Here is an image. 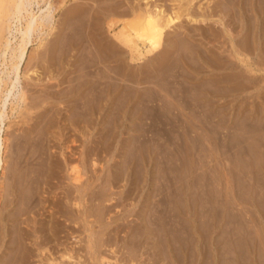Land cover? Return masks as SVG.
<instances>
[{
  "label": "rangeland",
  "instance_id": "374dc122",
  "mask_svg": "<svg viewBox=\"0 0 264 264\" xmlns=\"http://www.w3.org/2000/svg\"><path fill=\"white\" fill-rule=\"evenodd\" d=\"M97 1L52 0L57 8V28L52 32L44 30L43 48L37 49L39 38H35L28 50L32 56L26 61L36 59L33 66H23L22 75L31 69L28 76L37 85L29 93L40 97L34 100L37 107L30 111L24 110L23 105L11 111L9 106L3 125L2 137L7 147L3 170L0 168V255L4 262L0 264H49L51 256L60 261L65 252L74 257L70 259L73 263L62 260L68 264H76V259L80 264H101V256L109 260L104 264H204L205 260L209 264L211 252L216 256L212 264H256L258 260L263 264V246H257V241L251 261L242 240L246 226L251 236L258 239L256 206L264 215V186L260 184L264 146L258 142L264 135V95L260 94L264 93V81L262 74L256 72L258 58L253 54L245 58L254 71L245 72L246 64L228 58L231 49L226 37H221L215 55L207 42L214 19L191 23L183 15L177 20L181 28H176V32L171 29L170 34L188 31L196 44L187 40L179 48L169 41L164 44L167 58L159 55L155 60L129 61L127 53L116 54L110 47L114 43L110 34L129 16H105L99 21L96 14L102 17V10L113 5L119 11L128 10L144 5V1ZM255 1V8L259 9V2L264 0ZM171 2L167 0V6L174 4ZM195 2L201 16L209 15L213 0ZM89 6L91 9L87 10ZM170 6L174 9L170 11H175ZM96 7L102 12L94 13ZM108 22H115L116 26L109 29ZM169 43L174 49H169ZM47 46L56 48L51 56L54 59L47 57ZM46 57L48 63L52 59V65L47 64ZM32 81L29 79L27 84ZM26 82L23 79V86ZM109 84L116 89L114 98L103 92ZM44 89H56L49 92L55 94V99L42 102ZM100 93L104 100L98 104ZM80 151L84 152L80 155ZM73 165L81 171L80 186H93L87 189L89 194L81 207L74 205L79 197L69 176ZM251 188L258 205L253 201L251 206L247 201Z\"/></svg>",
  "mask_w": 264,
  "mask_h": 264
},
{
  "label": "bare ground",
  "instance_id": "6f19581e",
  "mask_svg": "<svg viewBox=\"0 0 264 264\" xmlns=\"http://www.w3.org/2000/svg\"><path fill=\"white\" fill-rule=\"evenodd\" d=\"M92 2H98L97 0H90ZM110 2V0H108ZM114 1V0H113ZM112 1V2H113ZM128 1V0H127ZM133 1V0H132ZM144 1V5H138V7H129L128 10H122L119 11L117 6H112L113 8H110L108 10H98L96 7V11L94 13H104L101 16H98L96 14V17H98L96 20L99 19H103L105 16H112V15H117L118 16H129L128 21L125 23H121V27L117 30L114 31L113 34H110L111 36H113L114 38V43L112 42V44H110V47L112 46V51H114L116 54L119 53H123L125 52V54L127 53V56L129 58V61H136V60H143V59H148V61L157 58L159 55H163L166 57L165 52L164 51V44L171 41V43H175L176 46H180V44L182 43H186L187 40L193 42V36L191 37L190 33L187 32H182L183 34H170V30L173 29L174 32H176V28H181L182 24L180 22H178L177 20L181 19V17L183 15H185L187 17V19L189 20V22H205L206 20H210V19H214V25L210 24V28H209V37H207V35H205L208 38V43L212 45V49L213 53L215 55H217L216 52H214L215 50H219L220 46L219 43L221 42V37H226V41L228 42V45L230 47V51L227 52V56L228 58L230 57V59H235L236 61H239L241 63L246 64V71H248L249 73L254 72L251 67L248 65L250 63H247L246 61V57L249 54H253V56L255 55L258 59H256L258 61V65L257 66V71L259 72L260 75L262 74L263 76V81H264V1L259 2L260 4V8L257 9L258 7L255 8V0H213L212 5L210 6V9L208 11L207 9V13L205 15H200L198 13V10H196L195 4L197 2H195L196 0H171L168 2H171L173 5L170 6L168 3L167 6V0H142ZM198 1V0H197ZM86 2V1H84ZM89 3V2H88ZM107 3V2H106ZM114 3V2H113ZM116 3V2H115ZM95 4V3H94ZM82 5V4H81ZM84 5L86 6V4L84 3ZM91 5V4H90ZM96 5V4H95ZM121 5V4H120ZM123 5V4H122ZM121 5V6H122ZM133 5V4H132ZM258 5V4H257ZM84 6V7H85ZM93 6V5H92ZM107 6V5H106ZM126 6V4H125ZM173 7L175 8V11H170V9L173 8H169ZM208 6V7H209ZM231 6V7H230ZM102 7V5H101ZM109 8V7H108ZM122 8V7H121ZM201 8V7H198ZM203 8V7H202ZM76 9V8H75ZM91 9V6H89L87 8V10ZM79 11V9H77ZM174 10V9H173ZM57 11V8H55L52 0H0V168L1 170H3V165H4V159H3V155L5 153V148L7 147L6 144V139L2 137L3 134V125L5 123V120L7 119V109L10 106L11 111L14 110V108H20L21 105L24 106V110L26 111H30L33 110L37 107L36 102H34V100L36 98H39L36 96H34V92L35 89L33 90L32 87L36 86L37 84H33L35 81H32L34 79L29 78V74L28 72L31 69H28L27 72L25 71L26 74L22 75V68L24 65H26V68H29V66L31 65V63L36 59L33 58V61L30 62V58L28 59V61L30 63H28L26 60L28 58V56H32V55H28V50L30 48V46H32L31 44H33V42L35 41V38H39L38 39V47L39 48H43L44 47V43H43V35L46 34L44 32L45 29H49L50 32L54 31L57 26L55 25V13ZM81 11V9H80ZM101 11V12H100ZM106 11V12H105ZM204 11V10H203ZM72 12H76L75 10ZM83 12V10H82ZM249 14H248V13ZM78 13V12H77ZM93 13V15H95ZM197 13L200 15H197ZM73 14V13H72ZM82 14V13H81ZM85 14V13H84ZM74 15V14H73ZM90 15V14H89ZM66 16V15H65ZM80 16V14H79ZM184 16V17H185ZM71 17V16H70ZM81 17V16H80ZM88 17V16H86ZM94 18H96L95 16H93ZM131 17V19H130ZM84 18V17H83ZM91 18V17H90ZM69 19V18H68ZM73 19V18H72ZM72 19H70L69 21H71ZM77 19V18H76ZM86 19V18H85ZM84 19V20H85ZM112 19V18H111ZM124 19V18H122ZM130 19V20H129ZM75 20V17H74ZM73 21V20H72ZM76 21V20H75ZM98 21V22H99ZM124 21V20H123ZM63 22V21H62ZM77 22V21H76ZM118 22V21H117ZM69 23V22H68ZM75 23V22H74ZM80 23V22H79ZM82 23V22H81ZM109 23V22H108ZM111 23V22H110ZM107 24L109 25L107 28H112L113 24ZM114 25L116 26L115 22H113ZM65 24V23H64ZM70 24L72 25V22H70ZM102 24V23H101ZM119 24V23H118ZM181 24V25H180ZM58 25V24H57ZM67 26H69L68 24H66ZM77 25V24H76ZM95 25V24H94ZM113 25V26H114ZM105 26V25H104ZM184 26V25H183ZM119 27V26H118ZM59 28V27H58ZM68 28V27H67ZM73 28V27H72ZM75 28V27H74ZM98 28V27H97ZM175 28V29H174ZM184 28V27H183ZM205 28V27H204ZM239 28V29H238ZM80 29V28H79ZM202 29V28H201ZM64 30V29H63ZM83 30V29H82ZM81 30V31H82ZM92 30V29H91ZM186 30V28L184 29ZM197 29L195 28V31ZM205 31V29H202ZM73 31V30H72ZM105 31V30H104ZM183 31V30H182ZM198 31V30H197ZM201 31V30H200ZM67 32V31H66ZM84 32V30H83ZM82 32V33H83ZM173 32V31H172ZM171 32V33H172ZM203 32V31H202ZM56 33V32H54ZM58 33V32H57ZM107 33V32H106ZM112 33V32H111ZM79 34V32H78ZM88 34V33H87ZM92 34V33H91ZM97 34V33H96ZM108 34V33H107ZM195 34V33H194ZM205 34V33H204ZM49 35V34H48ZM55 35V34H54ZM202 35V34H201ZM47 36V35H46ZM76 36V35H75ZM74 36V37H75ZM80 36V35H79ZM79 36L77 38H79ZM90 36V35H89ZM103 36V35H102ZM196 36V35H195ZM204 36V35H203ZM71 37V36H70ZM83 38V37H82ZM92 38V37H91ZM100 38V37H99ZM110 38V37H109ZM112 38V37H111ZM198 38V37H197ZM195 38V39H197ZM203 38V37H202ZM54 39V38H53ZM75 39V38H74ZM49 40V39H46ZM62 40V39H61ZM73 40V39H72ZM78 40V39H77ZM93 40V39H92ZM106 40V39H105ZM199 40V39H198ZM205 40V37H204ZM70 41V40H69ZM99 41V40H98ZM109 41V40H108ZM102 42V41H101ZM206 42V43H207ZM78 43V42H77ZM171 43H169L167 46L171 45ZM194 43V42H193ZM191 43V44H193ZM201 43V42H200ZM46 44V43H45ZM52 44V43H51ZM64 44V43H63ZM121 46H120V45ZM190 44V43H189ZM196 44V43H194ZM48 45V44H47ZM166 45V44H165ZM174 45V46H175ZM183 45V44H182ZM186 45V44H185ZM202 45V43H201ZM208 45V44H207ZM52 46V45H51ZM67 46V45H66ZM163 46L162 49H158L159 47ZM172 46V45H171ZM169 46V49L171 50L172 48L174 49V47ZM200 46V45H199ZM226 46V45H225ZM122 47V48H121ZM171 47V48H170ZM205 47V46H204ZM209 47V46H207ZM211 47V46H210ZM47 48H49V55L47 57H51L54 56L52 55L55 51L53 49L56 48H50L47 46ZM60 48V47H59ZM63 48V47H62ZM66 48V47H65ZM68 48V47H67ZM168 48V47H166ZM180 48V47H179ZM178 48V49H179ZM183 48V47H182ZM193 48V47H192ZM202 48V47H201ZM224 47H222L223 49ZM45 49V48H44ZM177 49V48H176ZM175 49V50H176ZM209 49V48H208ZM226 49V48H225ZM63 50V49H62ZM109 50V49H107ZM205 50V48H204ZM39 51V50H37ZM47 51V49H46ZM54 51V52H53ZM67 51V50H66ZM65 51V52H66ZM72 51V50H71ZM78 51V50H77ZM100 51V50H99ZM198 51V50H197ZM208 51V50H207ZM225 51V50H224ZM228 51V49H227ZM33 52V51H32ZM57 52V51H56ZM68 52V51H67ZM107 52V51H106ZM167 52L168 49H167ZM173 52V51H172ZM176 52V51H175ZM179 52V51H178ZM212 52V51H211ZM31 53V52H30ZM34 53V52H33ZM32 53V54H33ZM62 53V52H60ZM83 53V52H82ZM112 53V52H111ZM202 53V52H201ZM208 53V52H205ZM48 54V53H47ZM46 54V55H47ZM66 54V53H64ZM78 54V53H77ZM113 54V53H112ZM115 54V55H116ZM167 54V53H166ZM220 54V53H218ZM37 55H41L40 52ZM59 55V54H58ZM111 55V54H110ZM122 55V54H121ZM173 55V54H172ZM170 55V56H172ZM196 55V54H195ZM202 55V54H201ZM199 55V56H201ZM223 55V53H222ZM225 55V54H224ZM43 56V55H41ZM45 56V55H44ZM57 56V55H56ZM55 56V57H56ZM61 56V55H60ZM78 56V55H77ZM123 56V55H122ZM121 56V57H122ZM212 56V55H211ZM226 56V57H227ZM47 57L45 58L47 61V64L50 63V59L49 63L47 60ZM62 57V56H61ZM119 57V56H118ZM165 57H163V59H166ZM198 57V56H197ZM202 57V56H201ZM208 57V56H207ZM53 58V57H51ZM76 58V57H75ZM124 58V57H123ZM219 58V57H218ZM40 59V58H39ZM42 58V62H43ZM54 59V58H53ZM74 59V58H73ZM80 59V58H79ZM208 59V58H207ZM212 58H210L211 60ZM221 59V57H220ZM223 59V58H222ZM82 60V59H81ZM155 60V59H154ZM159 60V59H158ZM167 60V59H166ZM39 61V60H38ZM37 61V62H38ZM45 61V62H46ZM126 61V60H125ZM128 61V60H127ZM165 61V60H164ZM33 62V63H34ZM54 62V60H53ZM77 62V61H76ZM225 62V59H224ZM227 62V61H226ZM229 62V61H228ZM40 63V62H38ZM37 63V64H38ZM52 63V62H51ZM50 63V64H51ZM69 63V62H68ZM120 63V62H119ZM168 63V61H167ZM214 63V62H213ZM233 63V62H232ZM36 64V66H37ZM71 64V63H70ZM69 64V65H70ZM73 64V63H72ZM42 65V64H41ZM52 65V64H51ZM58 65V64H57ZM66 65V64H65ZM133 65V64H132ZM145 65V64H144ZM209 65V64H207ZM239 64H237L238 66ZM255 65V64H254ZM253 65V66H254ZM255 65V66H256ZM33 66V65H31ZM45 66V64H44ZM59 66V65H58ZM134 66V65H133ZM210 66V65H209ZM213 66V65H212ZM215 66V65H214ZM237 66H235L237 68ZM39 67V66H38ZM48 67V65H47ZM51 67V66H50ZM119 67V66H118ZM234 67V66H233ZM35 68V67H33ZM32 68V69H33ZM74 68V67H73ZM110 68V67H109ZM108 68V69H109ZM142 68V67H141ZM150 68V67H149ZM160 68V67H159ZM188 68V67H187ZM212 68V67H211ZM220 68V67H219ZM245 68V67H244ZM256 68V67H255ZM43 70L44 67L42 68ZM58 69V67H57ZM129 69V68H128ZM194 69V68H193ZM199 69V68H198ZM215 69V68H214ZM218 69V68H217ZM66 70V69H65ZM68 70V69H67ZM112 70V69H111ZM115 70V69H114ZM131 70V69H130ZM144 70V69H143ZM160 70V69H159ZM189 70V69H188ZM197 70V69H196ZM223 70V69H222ZM34 71V69L32 70V72ZM48 71V70H47ZM51 71V70H50ZM57 71V70H56ZM129 71V70H128ZM194 71V70H192ZM226 71V70H225ZM46 72V71H45ZM59 72V71H58ZM114 72V71H113ZM133 72V71H132ZM188 72V71H187ZM217 72V71H216ZM238 72V70H237ZM244 72V74H245ZM33 73L37 74V71L35 70ZM39 73V72H38ZM53 73V72H52ZM141 73V72H140ZM154 73V72H153ZM190 73V72H189ZM222 73V71H221ZM229 73V72H228ZM243 73V71H239V74ZM40 74V73H39ZM44 74V73H43ZM66 74V73H65ZM158 74V73H157ZM164 74V73H163ZM191 74V73H190ZM223 74V73H222ZM254 74V73H253ZM61 75V74H60ZM126 75V74H125ZM141 75V74H140ZM192 75V74H191ZM197 75V74H196ZM226 75V74H225ZM242 75V74H241ZM248 75V74H247ZM32 76V75H30ZM40 76V75H39ZM51 76V75H50ZM113 76V75H112ZM134 76V74H133ZM139 76V75H138ZM240 76V75H239ZM250 76V75H249ZM258 76V75H256ZM44 77V76H43ZM46 77V76H45ZM55 77V76H54ZM127 77V76H126ZM162 77V76H161ZM187 77V76H186ZM233 77V76H231ZM230 77V78H231ZM253 77V76H252ZM255 77V76H254ZM35 78V77H34ZM37 78V76H36ZM87 78V77H86ZM130 78V77H129ZM132 78V77H131ZM138 78V77H137ZM157 78V77H156ZM236 78V77H235ZM249 78V77H248ZM256 78V77H255ZM253 78V80L255 79ZM261 78V77H259ZM23 79L26 80L30 79V81H32V83H28V80L26 82V85L23 86L22 82ZM40 79V78H39ZM45 79V78H44ZM133 79V78H132ZM147 79V78H146ZM162 79V78H161ZM48 80H53V79H48ZM95 80V79H94ZM99 80V79H98ZM236 80V79H235ZM245 80V79H244ZM249 80V79H247ZM38 81H41L38 80ZM65 81V80H64ZM149 81V80H148ZM215 81V80H214ZM243 81V80H242ZM241 81V83H242ZM37 82V81H36ZM35 82V83H36ZM44 82V81H43ZM63 82V81H62ZM80 82V81H79ZM101 82V81H100ZM123 82V81H122ZM137 82V81H136ZM152 82V81H151ZM237 82V81H236ZM252 82V81H251ZM219 83V82H218ZM255 83V82H254ZM264 83V82H262ZM84 84V83H83ZM127 84V83H126ZM261 84V82H260ZM259 84V85H260ZM57 85V84H56ZM101 85V84H100ZM123 85V84H122ZM231 85V84H229ZM234 85V84H233ZM244 85V84H243ZM69 86V85H68ZM235 86V85H234ZM264 87V85H262ZM29 87V88H28ZM51 87V86H50ZM124 87V86H123ZM254 87V85H253ZM39 88V87H38ZM57 88V87H56ZM77 88V87H76ZM75 88V89H76ZM100 88V87H99ZM102 88V87H101ZM133 88V87H132ZM145 88V87H142ZM236 88V87H235ZM258 88V87H257ZM62 89V88H61ZM118 89V88H117ZM245 89V88H244ZM255 89V88H254ZM33 90L31 93H29V91ZM43 90V89H42ZM45 90V89H44ZM53 90V89H52ZM50 90V91H52ZM56 90V89H55ZM53 90V91H55ZM91 90V89H90ZM116 89H114L113 84H109L107 86V89L103 92L106 93V97H113L112 94L114 93ZM149 90V89H148ZM264 90V88H263ZM49 91V92H50ZM61 91V90H60ZM93 91V90H92ZM100 91V90H99ZM241 91V90H240ZM43 92V91H42ZM48 91L46 92L45 90V94L42 96L43 101L42 102H46L48 100H52L55 99L53 92L49 93ZM71 92H73L71 90ZM138 92V91H137ZM256 92V89H255ZM262 92V91H261ZM260 94L264 93L262 92ZM75 93V92H74ZM90 93V91H89ZM61 94V93H60ZM68 94V93H67ZM77 94V93H76ZM119 94V93H118ZM136 94V93H135ZM105 95V94H104ZM138 95V94H137ZM60 96V95H58ZM70 96V95H69ZM127 96V95H126ZM140 96V95H139ZM144 96V95H143ZM254 96V95H253ZM94 97V96H93ZM103 93H100L97 97V101L98 104H100L99 102L103 101ZM114 98V97H113ZM29 99H31V102H28ZM57 99V97H56ZM81 99V98H80ZM256 99V98H255ZM261 98H259L260 100ZM263 99V97H262ZM39 100V99H38ZM110 100V99H109ZM125 100V99H124ZM264 100V99H263ZM262 100V101H263ZM108 101V99H107ZM245 101V100H244ZM41 102V103H42ZM51 101H49L48 103H50ZM254 102V101H253ZM256 102V101H255ZM116 103V102H115ZM260 103V102H259ZM263 103V104H262ZM261 103V105H264V101ZM38 104V103H37ZM57 104V103H56ZM64 104V103H63ZM97 104V105H98ZM129 104V103H128ZM252 104V103H251ZM255 104V103H254ZM130 105V104H129ZM44 106V103H43ZM65 106V105H64ZM107 106V105H106ZM260 106V105H259ZM59 107V106H58ZM97 108V107H95ZM261 108V107H260ZM66 109V108H65ZM100 109V108H99ZM252 109V108H251ZM257 109V108H256ZM263 109V107H262ZM16 110V109H15ZM45 110V109H44ZM50 110V109H49ZM57 111V110H56ZM63 111V110H62ZM75 111V110H74ZM260 111V110H259ZM264 111V109L262 110V112ZM55 112V111H54ZM251 112V111H250ZM258 112V111H257ZM256 112V114H257ZM21 113V112H20ZM26 114V113H25ZM64 114V113H63ZM93 114V113H92ZM22 115V114H21ZM83 115V114H81ZM263 115V114H262ZM50 116V114H49ZM92 116V115H91ZM257 116V115H256ZM36 117V116H35ZM41 117V116H40ZM56 117V116H55ZM58 117V115H57ZM56 117V118H57ZM97 117V116H96ZM260 117V116H259ZM20 118V117H19ZM26 118V117H25ZM38 118V117H37ZM48 118V116H47ZM82 118V117H81ZM92 118V117H91ZM261 118V117H260ZM43 119V118H41ZM51 119V117H50ZM54 119V118H52ZM66 119V118H65ZM87 119V118H86ZM89 119V118H88ZM259 119V118H258ZM74 120V119H73ZM93 119H90V121ZM77 121V120H76ZM28 122V121H27ZM32 122V121H31ZM71 122V121H69ZM73 122V121H72ZM264 122V120H263ZM92 123V122H91ZM44 124V123H43ZM30 125V124H29ZM77 125V124H76ZM31 126V125H30ZM48 126V125H47ZM259 126V125H258ZM43 126H41L42 128ZM60 127V126H59ZM79 127V126H78ZM77 127V128H78ZM66 128V127H65ZM247 128V127H246ZM74 129V128H73ZM248 129V128H247ZM253 129V128H252ZM255 129V128H254ZM264 129V123H262V130ZM45 131V130H44ZM43 131V132H44ZM48 131V130H47ZM59 132V130H58ZM79 132V131H78ZM81 132V131H80ZM249 132V131H247ZM251 132V131H250ZM55 133V132H54ZM64 133V132H63ZM74 133V132H73ZM93 133V132H92ZM78 134V133H77ZM83 134V133H82ZM95 134V133H93ZM70 135V134H69ZM75 135V134H74ZM88 135V134H87ZM64 136V135H63ZM81 136V135H80ZM79 136V137H80ZM90 136V135H89ZM250 136V133H249ZM81 138V137H80ZM5 139V140H4ZM59 139V138H58ZM74 139V137H73ZM115 139V138H114ZM248 139V137H247ZM57 140V139H56ZM83 140V139H82ZM81 140V141H82ZM90 140V139H89ZM99 140V139H98ZM48 141V140H47ZM64 141V140H63ZM96 141V140H95ZM260 141L261 146H264V135H260V138L258 139V142ZM69 142V141H68ZM90 142V141H89ZM97 142V141H96ZM101 142V141H100ZM57 143V142H56ZM92 143V142H91ZM82 144V142H81ZM80 144V145H81ZM86 144V143H85ZM84 144V145H85ZM90 144V143H89ZM106 145V143H105ZM108 145V144H107ZM67 146V145H66ZM72 146V145H71ZM100 146V145H99ZM110 146V145H109ZM69 147V146H68ZM67 147V148H68ZM108 147V146H107ZM122 147V146H121ZM260 145H259V149H260ZM88 149V148H87ZM92 149V148H91ZM97 149V148H96ZM262 149V148H261ZM260 149V150H261ZM264 149V148H263ZM94 150V149H93ZM98 150V149H97ZM102 150V149H101ZM116 150V148H115ZM68 151V149H67ZM100 151V150H99ZM74 152V151H73ZM72 152V153H73ZM84 151H80V155L81 153ZM87 152V151H86ZM116 152V151H115ZM120 152V151H119ZM62 153V152H61ZM65 153V152H64ZM102 153V152H101ZM110 153V152H109ZM247 153V152H246ZM249 153V151H248ZM6 154V153H5ZM95 154V153H94ZM244 154V153H243ZM251 154V153H250ZM79 155V153H78ZM98 155V154H97ZM247 155V154H246ZM63 156V155H62ZM69 156V155H68ZM77 156V155H76ZM262 156H263V160H262V168L261 169V185L264 186V151L262 152ZM78 157V156H77ZM85 157V156H84ZM249 157V156H248ZM261 157V156H260ZM65 158V156H64ZM71 159V158H70ZM82 159V158H81ZM88 159V158H85ZM90 159V158H89ZM47 160V159H46ZM69 160V159H68ZM76 160V159H75ZM71 161V160H70ZM90 161V160H89ZM47 163V162H46ZM65 163V162H64ZM78 163V162H77ZM93 163V162H92ZM247 163V161H246ZM48 164V163H47ZM51 164V163H50ZM59 164V163H58ZM96 165V163H95ZM79 166V165H78ZM87 166V165H86ZM48 167V166H47ZM67 167V166H66ZM80 167V166H79ZM88 169V168H87ZM52 170V169H51ZM69 170V169H68ZM116 170V169H115ZM49 171V170H48ZM67 171V170H66ZM70 178L72 180V182L74 183V186L77 191V195L76 197H79L78 201H76L74 203V205H79L80 207L83 205L81 202L84 201V198L87 196L86 193L87 189H89L90 186H92V183H89V185L84 186V184H82L80 186V182L82 180V175H81V171L78 167L74 166L70 168ZM146 172V171H145ZM1 173V172H0ZM117 173V172H116ZM48 174V173H47ZM69 174V173H68ZM50 175V174H49ZM85 175V174H84ZM120 175V174H119ZM96 176V175H95ZM54 177V176H53ZM86 177V176H85ZM97 177V176H96ZM90 178V177H89ZM94 178V177H93ZM44 179V178H43ZM48 180V179H47ZM93 180V179H92ZM84 181V180H83ZM90 181V180H89ZM96 181V180H95ZM41 182V181H40ZM260 182V180L258 181ZM83 183V182H81ZM250 183V182H249ZM1 184V183H0ZM46 184V183H45ZM68 184V183H66ZM85 184H87L85 182ZM259 184V183H258ZM259 184V185H260ZM41 185V183H40ZM62 185V184H61ZM71 185V184H70ZM73 185V184H72ZM99 185V184H98ZM110 185V184H109ZM45 186V185H44ZM69 186V185H68ZM93 187V186H92ZM97 187V186H96ZM261 187V186H259ZM46 188V187H45ZM110 188V187H109ZM253 188V187H252ZM252 188L248 191V203L252 206V202L253 200V194L254 192L252 191ZM264 188V187H262ZM260 188V189H262ZM50 189V188H49ZM91 189V188H90ZM255 190V189H253ZM49 191V190H48ZM96 191V190H95ZM100 191V190H98ZM97 191V192H98ZM104 191V190H103ZM109 191V190H108ZM46 192V190H45ZM105 192V191H104ZM261 192V191H259ZM48 193V192H47ZM93 194V192H90V194ZM11 194V193H10ZM89 194V193H88ZM104 194V193H103ZM97 195V194H96ZM113 195V194H111ZM261 195V194H260ZM258 196V195H257ZM264 196V195H263ZM73 197V196H72ZM88 197V196H87ZM99 197V196H98ZM101 197V196H100ZM110 197V196H109ZM57 198V197H56ZM65 198V197H64ZM68 198V197H67ZM74 198V197H73ZM95 198V197H94ZM102 198V197H101ZM107 198V197H106ZM91 199V198H90ZM110 199V198H109ZM107 199V200H109ZM257 199V198H256ZM260 199V198H259ZM60 200V199H58ZM71 200V198H70ZM77 200V199H76ZM106 200V199H105ZM72 201V200H71ZM96 201V200H94ZM98 201V200H97ZM256 201V200H255ZM254 201V202H255ZM102 202V201H101ZM257 202V201H256ZM260 202V201H259ZM72 203V202H71ZM80 203L82 205H80ZM262 203V201H261ZM87 204V203H86ZM247 204V205H249ZM258 205V202L256 203ZM72 205V204H71ZM85 205V204H84ZM100 205V204H99ZM78 206V208H80ZM250 206V207H251ZM256 206V205H255ZM264 207V206H263ZM262 207V208H263ZM249 208V207H248ZM259 206H256L257 209V218L255 219V221L257 222V231L256 232L258 235V239L256 240L254 237L251 236V231L247 229V226L244 230L243 233V237L242 240L244 242V246L245 249L244 251L246 252V256H248L247 258H249L251 261H253L252 259L254 258V255L252 256V254L255 251V248L257 246H263L264 249V215L262 214L261 209H258ZM261 208V207H260ZM87 209V207H86ZM76 210V209H75ZM251 210V209H250ZM249 210V211H250ZM255 210V209H254ZM264 210V208H263ZM70 212V211H69ZM256 213V212H255ZM77 214V213H76ZM86 214V213H85ZM79 217V216H78ZM77 218V217H76ZM83 218V217H82ZM213 219V218H212ZM78 220V219H77ZM75 221V220H74ZM216 221V220H215ZM252 221H250L251 223ZM52 224V223H51ZM217 225V224H216ZM221 226V225H220ZM256 226V225H255ZM198 228V227H197ZM212 228V226H211ZM214 228V227H213ZM48 230V229H47ZM197 230V229H196ZM224 231V230H223ZM217 232V231H216ZM30 233V232H29ZM48 233V232H47ZM51 233V232H49ZM215 233V232H214ZM218 233V232H217ZM226 232H224L225 234ZM25 234V233H24ZM1 235V234H0ZM46 235V233H45ZM54 235V234H53ZM204 235V234H203ZM22 236V235H21ZM241 236V235H240ZM31 237V236H30ZM41 237V236H40ZM18 238V237H17ZM16 238V239H17ZM22 238V237H21ZM25 238V236L23 237ZM28 238V237H27ZM45 239V238H44ZM207 239H210L209 237ZM9 240V239H8ZM20 241V240H19ZM205 241V240H204ZM203 241V242H204ZM213 241V240H212ZM257 241L260 245L257 244ZM11 242V241H10ZM15 242V241H14ZM41 242V241H40ZM241 242V240H240ZM208 243V242H207ZM212 243V242H211ZM14 244V243H13ZM215 244V243H214ZM229 244V243H228ZM257 244V246H256ZM3 244L0 243V246H2ZM5 245V244H4ZM22 245V244H21ZM41 245V244H40ZM226 245V244H225ZM239 245V243H238ZM241 245V244H240ZM203 246V245H201ZM201 246L199 247V249L201 248ZM216 246V245H215ZM219 246V245H218ZM223 246V245H222ZM24 247V246H23ZM22 247V248H23ZM26 247V246H25ZM92 246H89V248ZM243 247V245H242ZM42 248V247H41ZM262 248V247H261ZM203 249V248H202ZM228 249V248H227ZM31 250V249H30ZM51 250V249H50ZM211 250V248H210ZM231 250V249H230ZM218 251V250H217ZM28 252V251H27ZM30 252V251H29ZM197 252V251H196ZM233 252V251H232ZM229 252V253H232ZM240 252V251H239ZM257 252V251H256ZM260 252V251H258ZM50 253V252H49ZM52 253V252H51ZM66 253V252H65ZM64 255H60L61 259L63 261H68L71 262L73 260L74 257L71 256V254H65ZM198 255L200 257V250H198ZM227 253V252H226ZM262 253V251L260 252ZM4 254V253H3ZM20 254V253H19ZM29 254V253H28ZM263 254V253H262ZM55 255V254H54ZM221 255V254H220ZM224 255V254H223ZM228 255V253L226 254ZM22 256V255H21ZM19 256V257H21ZM27 256V255H25ZM203 256V255H202ZM201 256V257H202ZM225 256V255H224ZM230 256V255H228ZM245 256V257H246ZM263 256V255H262ZM18 257V258H19ZM43 257V256H42ZM45 257V256H44ZM52 257V256H51ZM48 259V263L49 264H68L67 262H63L62 260L57 261L56 259L51 258ZM59 257V256H56ZM102 258H100L99 260L101 264H104L106 262H109V260L107 261L106 257L101 256ZM209 257V255H208ZM206 256H204V258H208ZM216 256L213 254V252L210 253V257L208 258V260L210 262H208L209 264H212L215 262V258ZM226 257V256H225ZM223 257V258H225ZM234 257V256H233ZM244 257V256H243ZM30 258V257H29ZM41 258V257H40ZM218 258V257H217ZM231 257H229L230 259ZM238 258V257H237ZM259 258V257H258ZM262 257H260L261 259ZM264 258V257H263ZM6 259V258H5ZM12 259V258H11ZM22 259V258H21ZM60 259V258H59ZM66 259V260H65ZM76 259V258H75ZM74 259V260H75ZM200 259V258H199ZM227 259V258H226ZM234 259V258H233ZM257 259V257H256ZM3 255H0V263H4L3 261ZM43 260V259H42ZM77 260V261H76ZM75 263L76 264H80L79 260L76 259ZM203 260V259H202ZM82 261V260H81ZM207 262V260H205ZM223 261V260H222ZM234 261V260H233ZM247 261V260H246ZM264 261V260H263ZM11 262V261H9ZM13 262V261H12ZM43 262V261H42ZM74 262V261H73ZM71 262V263H73ZM201 262V261H200ZM204 262V264L206 263ZM218 262V259H217ZM245 262V260H244ZM249 262V260L247 261ZM20 263V262H19ZM24 263V262H23ZM83 263V262H82ZM81 263V264H82ZM203 264V262H201ZM224 263V262H223ZM235 263V262H234ZM246 263V262H245ZM259 264V260L257 262ZM256 263V264H257ZM262 263V262H260ZM14 264V263H13ZM70 264V263H69ZM207 264V263H206ZM219 264V263H218ZM228 264V263H226ZM251 264V263H248ZM264 264V263H263Z\"/></svg>",
  "mask_w": 264,
  "mask_h": 264
}]
</instances>
